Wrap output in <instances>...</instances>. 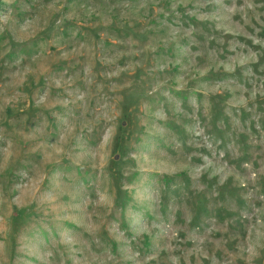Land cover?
<instances>
[{
	"label": "rangeland",
	"instance_id": "374dc122",
	"mask_svg": "<svg viewBox=\"0 0 264 264\" xmlns=\"http://www.w3.org/2000/svg\"><path fill=\"white\" fill-rule=\"evenodd\" d=\"M0 264H264V0H0Z\"/></svg>",
	"mask_w": 264,
	"mask_h": 264
}]
</instances>
